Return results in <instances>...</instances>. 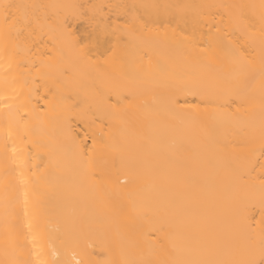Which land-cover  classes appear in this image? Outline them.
<instances>
[{"label":"bare ground","instance_id":"obj_1","mask_svg":"<svg viewBox=\"0 0 264 264\" xmlns=\"http://www.w3.org/2000/svg\"><path fill=\"white\" fill-rule=\"evenodd\" d=\"M17 2L42 7L28 40L0 37V264L228 260L260 242L264 0Z\"/></svg>","mask_w":264,"mask_h":264},{"label":"snow or ice","instance_id":"obj_2","mask_svg":"<svg viewBox=\"0 0 264 264\" xmlns=\"http://www.w3.org/2000/svg\"><path fill=\"white\" fill-rule=\"evenodd\" d=\"M42 7L34 4L18 3L17 0H0V37H3L5 43L17 40H28L32 33L35 31L34 25L39 23V17L35 14V9ZM74 8L80 9L76 13L77 17H84L93 26V31L96 34L95 38L99 40L101 37L108 35V27L103 19H98L95 9L98 6L95 5H76ZM104 6H99V10L102 12ZM119 7V6H115ZM241 8L247 6H240ZM91 8L94 11L89 15L88 9ZM261 8L264 9V3L261 4ZM244 18L243 12H241V19ZM261 24V43L264 45V12L260 15ZM246 27H251V21L248 22ZM86 47V45H85ZM262 76H264V69H262ZM245 82H242V86ZM262 86H264V80H262ZM261 111L264 114V94L261 98ZM261 151H264V123L261 128ZM169 254L170 253H167ZM82 259L76 260L75 264H96L90 257V253L87 249L82 250ZM74 256V253H73ZM8 264H29L27 261H11ZM63 264H71L70 261L65 260ZM104 264H116L114 261H105ZM124 264H135V262L125 261ZM141 264H264V232H262L261 240L257 243H249L244 247L240 253L239 258L228 260H159V261H147L141 262Z\"/></svg>","mask_w":264,"mask_h":264}]
</instances>
